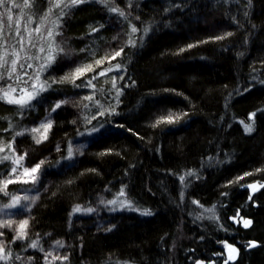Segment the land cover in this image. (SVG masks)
Segmentation results:
<instances>
[{"label":"trees","instance_id":"trees-1","mask_svg":"<svg viewBox=\"0 0 264 264\" xmlns=\"http://www.w3.org/2000/svg\"><path fill=\"white\" fill-rule=\"evenodd\" d=\"M128 3L131 18L93 0L60 16L64 45L93 71L73 83L56 57L41 71L50 87L28 105L0 98V181L11 172V146L29 168L44 161L35 181L28 175L9 184L8 195L0 191V219L28 221L22 239L19 225L0 227L11 252L0 264H225L222 242L238 249L228 264H264V188L242 189L264 184V0ZM46 10L45 0L13 8L20 34ZM9 23L0 53L18 51L17 24ZM114 38L123 46L113 58ZM18 66L11 79L0 69L9 84L21 77ZM68 97L76 101L53 113L41 143L19 135ZM168 116L173 122L161 121ZM121 189L134 209L107 203ZM13 197L14 213L3 207ZM210 208L215 219L199 215Z\"/></svg>","mask_w":264,"mask_h":264},{"label":"rangeland","instance_id":"rangeland-1","mask_svg":"<svg viewBox=\"0 0 264 264\" xmlns=\"http://www.w3.org/2000/svg\"><path fill=\"white\" fill-rule=\"evenodd\" d=\"M46 4H47V10L48 11V7L50 6L48 3V0H45ZM87 1H92V0H85V2ZM93 1H98L99 3H101L102 5H106L109 7V9L112 8H117L119 9V11H117L120 15V12H123V15H120L121 17H132L130 15V11H131V5L132 3H128V0H126V2H124V0H93ZM131 1V0H129ZM70 0H63V4H61V7L59 8H52V11L49 15H47V17H45V15L40 19L33 21L31 19V23H27L25 24L27 26V31H25L24 33L20 34L19 38L21 39V37H23V51H20L21 49V43H17V50L19 52V59L17 61V66L20 67L21 65H23L22 70V75H21V80H19L17 83L13 82V84H9L8 83V78H6V74L3 79L0 81V83L6 82V83H2L0 84V88L7 90L8 86L11 85L12 87H15L17 89V91L15 93L9 92V96L7 98H5L6 100L11 99V98H18L19 96L23 95V93H21L20 89L23 88H27L29 91H31V84L33 83V80L35 79V75L37 72L40 73V80L37 82L38 84L42 82V78H41V71H40V66L42 65V62H40L42 60V58H46L49 54V44L51 43L53 45V47L55 48V52L53 53V55H55V57H57V61L59 60L60 62L67 64L66 65V69H68L69 71H71L74 74V71L76 68L78 67H84L87 65H91V64H80L78 61H76V56L69 52L66 48V46L64 45V37L61 33V28H59V24H58V20L60 18V16L62 15L63 12H65L69 7H64V4L69 3ZM224 2H227L226 4L231 5L234 0H224ZM111 11V10H110ZM4 9L0 8V13H3ZM45 12V13H46ZM18 14H13V24L16 25V20L20 18V16H17ZM118 16V15H117ZM7 16L4 15L2 17L4 24H5V29L7 27V24L9 23L7 21V19H5ZM219 16H215V18H218ZM213 17L211 16L209 19H207V23H209L210 21H212ZM41 26V33H36L34 31H32L35 27L37 26ZM51 28L53 30V37L51 39H47V30ZM28 32H32V36H31V42H29L28 40ZM20 41V40H17ZM48 42V46L45 48L44 51H40V46H45V43ZM43 44V45H42ZM114 47L111 48V50H109L110 55L109 56H116V52H120L119 48H121V46H123V44L121 43L119 38H114ZM33 49L34 51L31 53V51L29 52V50ZM61 49L63 51H61ZM25 50V51H24ZM10 51H9V55H10ZM43 54V56H42ZM106 54V53H104ZM42 56V57H41ZM108 56V57H109ZM106 58L105 55H103L102 59ZM12 59H16L15 56L12 57ZM11 59V60H12ZM11 60H9V64L11 62ZM34 61V64H32V62ZM46 63V61H45ZM43 63V64H45ZM26 64V67H25ZM28 65H31V67H28ZM93 66V65H91ZM9 68V65H6V69ZM8 72V71H7ZM32 79H29V78ZM23 81H27V84H25ZM8 83V84H7ZM3 96V93L0 92V97ZM26 98V97H25ZM60 101H67V103H64L61 105V107L65 104H70L75 102V99H71L68 97V99H61V100H57L56 102L52 103L51 106L49 108L46 109L45 111V115L39 119L37 122H33L31 124V126L26 130H23L19 133V135H25L29 134L30 138L33 140H41L43 139L46 134L48 129L46 130L45 127H42V125H46L49 121L52 123V115L53 113L59 109L57 108L55 111H52V109L55 107V105L60 102ZM18 105V104H17ZM20 106V105H19ZM252 119V118H251ZM247 124H250V122L248 121ZM33 129H38V131H32ZM5 149V145L4 144H0V151ZM9 152L11 154V158H12V163H11V172L10 174L3 178L0 181V187H2V182L7 180V179H12L15 182H19V181H23L26 180L25 178L28 175L24 174V168H29L27 167L28 163L30 164V162H25L24 159L22 161H20V164L17 165L15 163V161L18 160L19 157L23 156V153L17 149H15L14 147H10L9 148ZM24 157V156H23ZM37 162V161H36ZM16 168V172L13 173L12 169ZM259 186V183H256ZM249 185V184H247ZM246 186V185H244ZM243 187V186H242ZM259 188H257L258 190ZM256 192V191H255ZM250 194H253L254 192L252 190H249ZM32 199V197L28 198L27 202H30V200ZM112 200H115L116 203L115 204H111L112 207L116 208V209H120V210H128V209H134V206H131L132 204L129 202V200L124 196V195H117L115 196ZM111 200V201H112ZM18 206L16 207V210L13 211L16 212L17 211ZM211 211H209V209H203L199 215L203 216L204 218H210L211 220L215 219V215H214V210L213 208H210ZM18 216H20L21 214H17ZM24 219H20V220H15V219H11V218H3L2 220L0 219V224H6V223H10L12 227L14 226H18L19 222L21 223ZM242 225H243V220H242ZM225 244L231 245L229 243L226 242H222L221 244H219V247L222 250V254H220V258H224V260H228V256L230 254V250L228 248L225 247ZM232 247L234 245H231ZM232 254V253H231ZM232 260H228V262H230Z\"/></svg>","mask_w":264,"mask_h":264},{"label":"snow or ice","instance_id":"snow-or-ice-1","mask_svg":"<svg viewBox=\"0 0 264 264\" xmlns=\"http://www.w3.org/2000/svg\"><path fill=\"white\" fill-rule=\"evenodd\" d=\"M85 0H70L69 3L64 4V7H71V6H76L79 5L81 3H84ZM37 0H22V5L17 3L16 0H0V8L4 9L3 13H0V39H3V28L5 27L4 21L2 19V17L4 15L7 16V21L8 22H12L14 17L12 14V9L13 8H21V9H25V8H34L36 6ZM48 3L50 5V7L48 8V11L44 14L45 17H47V15H49L52 11V8H59L61 7V4H63V0H48ZM111 11H119V9L117 8H112L110 9ZM120 15H123V12H120ZM28 23H31V19H29ZM16 24H17V28H16V34L17 36H20V29H19V20H16ZM9 28L11 27V23H8L7 25ZM25 30L27 31V26L25 25ZM95 31V29H93ZM32 31L36 32V33H41V26H37L35 27ZM132 33H135L137 31L136 27H132L131 29ZM145 32L148 31V28L144 29ZM54 33L53 30L51 28H49L47 30V39H51L53 37ZM230 35V33H229ZM31 36H32V32H28V40L29 42H31ZM223 37H217V39H222ZM19 43H21V49L20 51H23V37H21L20 41H18ZM0 47H3V45H0ZM191 47V46H190ZM40 51H44L43 48L40 49ZM61 51H63L61 49ZM121 51H123V49H121ZM55 52V48L53 47V45L50 43L49 44V54L46 57V64H42L40 66V71H43L48 65H50L54 60H55V55H53V53ZM11 55L15 56L16 59H12L10 64H9V52L7 50V48H4L3 53H0V69L5 68V65H9V68L7 69L8 71V77L9 79H11L12 74L15 73L16 71V66H17V61L19 59V52L18 51H13L11 53ZM120 52H116V56H119ZM114 58V57H113ZM102 61H96V64L99 65L101 64ZM21 67H23V65H21ZM28 67H31V65H28ZM87 71H93V68L91 65H87L84 67H78L75 69L74 74H73V83H75L76 79H79L81 76H83L85 74V72ZM104 73L101 72L99 73V75H103ZM3 79V74H0V80ZM21 78L17 77V80L19 81ZM29 79H32L31 77ZM63 79H67V77H64ZM93 79H95V77H93ZM40 80V73L37 72L35 75V79L33 80V83L31 84V91H29L27 88H23L20 89L21 93H23V95L19 96L18 98H11L8 99L7 102L8 103H15L20 105L21 107H24L26 105H28L30 103V101H32L33 99H35L41 92H44L48 89V87H50V85L47 83V81L41 82V83H37ZM25 84H27V81H23ZM55 82V81H53ZM89 84H91V80L88 81ZM77 87H79L80 85H76ZM115 86V84L113 85ZM17 91V89L15 87H12L11 85L8 86V89H2L0 88V92L3 93V96L0 98H7L9 96V92L15 93ZM119 94V93H118ZM26 97V98H25ZM85 99H92V97H85ZM67 103V101H60L58 102L55 107L52 109V111H55L57 108H60L62 104ZM100 115H104L103 112L100 113ZM255 116V113L250 114L249 119H251L252 117ZM93 119H95V117H93ZM176 119H178V117H176ZM166 120L167 122L171 123L173 122V117L172 116H168V117H162L161 121ZM160 121H158L159 123ZM241 123H243V121H241ZM42 127H45V129L47 130L48 128L51 127V122L49 121L46 125H42ZM245 131L246 132H251L253 131V127L251 124H245ZM32 131H38V129H33ZM93 131H96L95 128H93ZM46 138V136H45ZM37 144L41 143L40 140L36 141ZM59 150V148L57 149ZM73 153L71 148H69L68 151V158L70 159L72 157ZM5 160L8 159L7 156L4 157ZM24 159L23 156L19 157L17 161H15V163L17 165L20 164V161H22ZM44 163V161H40V163L36 164L35 167L32 168H24V174L25 175H32L38 172V170H40L41 165ZM12 172L15 173L16 172V168L12 169ZM189 175H191V173H189ZM245 175H251V173H245ZM32 179L33 181H35L36 177L35 175H32ZM180 179L183 181L184 177H180ZM238 179H243V177H239ZM25 183H27V181H24ZM14 183V181L12 179H7L5 181L2 182V188H0V191H3L5 195H8V185ZM248 187L250 189H252L253 192H255L258 188V185L256 183H252L249 184ZM260 188H264V184H259ZM124 190L121 189L120 195H124ZM25 199H27V197H25ZM249 199H251V197H249ZM107 203L109 204H115L116 201L112 200V201H108ZM20 204V198L19 197H13L12 198V202L9 204H5L3 207L6 209H12V208H16L18 205ZM81 209L79 207H77L76 209H74V211H80ZM87 211H93V209H88ZM209 211H211V209H209ZM145 214H150V213H145ZM237 216H239V212L237 213ZM251 224L250 220H243V225L245 228H247L249 225ZM11 227L10 223H6V224H0V227ZM28 226V221L24 220L19 224V233H18V237L17 238H24L25 236V229ZM0 235H2V233H0ZM56 244L60 247L63 246L62 242L57 241ZM250 246L251 247H255L256 244L255 242H250ZM31 247L35 248L37 247V242H33L31 244ZM225 247L228 248L230 250V254L228 256V260H232L234 259V256L231 253H235L237 252V249L232 247L231 245L225 244ZM49 255H51V253H49ZM11 257V252L8 251L7 254H5V248L2 244H0V260L3 261H7L9 260ZM17 259H19V257H17ZM64 259H67V257H64ZM228 260L225 261V264H228Z\"/></svg>","mask_w":264,"mask_h":264},{"label":"water","instance_id":"water-1","mask_svg":"<svg viewBox=\"0 0 264 264\" xmlns=\"http://www.w3.org/2000/svg\"><path fill=\"white\" fill-rule=\"evenodd\" d=\"M258 188L260 189V187L258 186ZM242 189H248V190H252V189H250L249 187H248V185H246V186H243L242 187ZM250 227V225L247 227V228H249ZM243 228L244 229H247V228H245L244 227V225H243ZM234 248H236L235 246H233ZM237 249V248H236ZM232 255L234 256V259H232V263H235L236 262V260H237V258H238V249H237V252H235V253H232Z\"/></svg>","mask_w":264,"mask_h":264}]
</instances>
